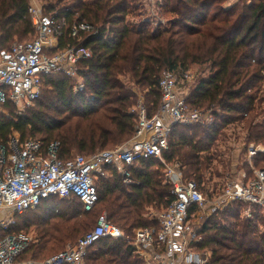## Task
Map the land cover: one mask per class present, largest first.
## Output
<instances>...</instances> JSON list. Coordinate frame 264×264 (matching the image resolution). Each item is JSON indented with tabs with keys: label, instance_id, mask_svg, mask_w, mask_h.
Masks as SVG:
<instances>
[{
	"label": "trees",
	"instance_id": "16d2710c",
	"mask_svg": "<svg viewBox=\"0 0 264 264\" xmlns=\"http://www.w3.org/2000/svg\"><path fill=\"white\" fill-rule=\"evenodd\" d=\"M47 1L49 12L58 17L67 16L70 23H88L99 29L96 36L80 43L93 51V58L79 63L86 88L75 93V81L54 74L46 78L41 98L22 115L10 102L1 106L9 112H0V146H7L16 134L22 143L41 141L44 148L58 142L59 159L68 161L123 145L135 133L137 115L131 112L137 96L135 86L145 90V104L152 116L161 103L158 85L162 73L192 71L197 66L203 71L188 85L186 103L190 109L215 107L216 122L206 128L176 127L166 162L179 163L186 178L202 185L207 172L223 177L220 169L229 165L222 159L229 125H243L247 146L264 147V0H241L230 7H226L228 0H160L156 6L149 5L153 14L166 18L157 26L145 17L128 21L136 12L134 0ZM29 8V0H0L2 48H9L16 38L35 36ZM66 42H61V49ZM125 79L133 87H128ZM253 163L263 169L264 152ZM163 168L157 160L135 164L130 168L135 181L131 185L124 183L121 174L110 175L107 169V177L97 180L99 203L90 213L76 198H53L24 214L27 216L21 215L10 233L35 228L38 239L20 260L43 262L62 253L94 228L100 206L125 201L133 211L112 222L128 240L114 242V249L90 257L88 264H144L134 253V232L158 227V218L148 209L166 210L174 201ZM244 208L231 205L202 224L201 250L212 253L209 264H264V215L259 212L254 220L246 219ZM40 209L42 213H34ZM79 235L83 236L77 240Z\"/></svg>",
	"mask_w": 264,
	"mask_h": 264
},
{
	"label": "built area",
	"instance_id": "2783aa9c",
	"mask_svg": "<svg viewBox=\"0 0 264 264\" xmlns=\"http://www.w3.org/2000/svg\"><path fill=\"white\" fill-rule=\"evenodd\" d=\"M149 1L156 6L160 0ZM48 6L46 1L30 5L29 14L35 27L33 39L15 42L9 48L0 45V107L10 102L17 107L18 115L37 103L50 75L62 74L75 81V93L86 88L79 63L93 58V51L80 43L96 36L99 29L88 23H70L67 16L49 12ZM63 40L69 42L61 49ZM195 79L192 71L163 72L158 85L161 93L158 112L151 116L145 102L140 100L131 111L137 115L133 138L89 157L77 155L62 161L58 157L60 143L44 148L41 141L22 143L17 134L7 146H0V264H87L101 243L128 240L108 213L102 212L94 228L62 253L43 262L21 261L32 239L24 232L12 234L10 229L16 225L17 215L35 210L53 198L61 201L76 198L86 213L94 211L99 203L97 180L107 177V169L111 170L110 175L121 174L124 183L131 185L135 181L130 168L145 160H157L164 166L163 176L172 187L174 201L160 214L158 227L134 232V253L144 264H209L212 253L201 250L202 224L194 221L200 213L206 212L209 218L231 205H242L245 206L242 216L246 219L254 220L259 212L264 215V168L257 169L253 163L264 148L246 145L242 166L239 168L237 163L232 167L238 175L224 173L217 187L215 179L220 178L210 171L200 185L184 176L179 163L166 162L176 127L206 128L216 122L215 107L190 109L186 103L190 94L188 85ZM236 130L238 124L225 129L229 140L236 138L233 136ZM227 150L222 153L223 160L231 152L239 159L237 143ZM193 208L196 210L191 213Z\"/></svg>",
	"mask_w": 264,
	"mask_h": 264
},
{
	"label": "rangeland",
	"instance_id": "374dc122",
	"mask_svg": "<svg viewBox=\"0 0 264 264\" xmlns=\"http://www.w3.org/2000/svg\"><path fill=\"white\" fill-rule=\"evenodd\" d=\"M29 1H30V5H32V4H40L41 2H44V1H46L48 3L47 0H29ZM238 1L240 3L241 0H228L226 7H230L231 5H233L234 3L238 2ZM133 5H134V7H136V5H137L138 9L137 8L134 9L136 11L135 15H131L130 17L128 16V21L132 20V21L137 22L140 19L145 17L146 19L150 18L151 20H154V25L157 26L158 21H160V19H161V16L159 15L158 17H156L157 18V19L155 18L156 20L153 19V17H154L153 13H152V11L149 10L150 9V7H149L150 1L149 0H134ZM144 5H146V7L147 6L148 7L145 8ZM140 8H142V9L140 10ZM165 19L166 18L162 19L161 21L164 22ZM33 38H34V35L32 34V35H29L28 37H26L24 39L16 38V40L14 42H16V41H29V40H31ZM192 71H193V73H195V75L200 76V74L202 73L203 69L195 66V67L192 68ZM124 82H126L128 87H133V84L128 79H125ZM74 85H75V82H74ZM134 89H135V92H136L137 96L135 98L133 106L131 107L132 109L137 105V103L140 100H143L144 102L146 101V97H145L146 92H145V90H142L141 88H138L137 86H135ZM14 109H15L16 112L18 111L16 106L14 107ZM0 112L5 113V115H8L9 111L5 110L3 108H0ZM240 126H239V130H236V131L233 132V136H236V138H233L231 140L228 139V141L227 140L223 141V144H222L225 147V149H223L222 153H225V150L227 152L228 151L227 149L231 148L232 144L237 143V145H239V159H236V156L233 157L232 152L229 155H225L226 162H229V165H228V167H225L224 170H223V168H221V170H222L221 172L222 173H225V174L232 173L233 175H235V173H236L238 175V171H235L236 169L235 168L233 169L232 167L234 165H236L237 163H239V168H240L242 166L243 161L245 160L244 159L245 154H246L245 146L247 145V143L245 142V140H246V132H245V130L243 128V125H240ZM256 147H262V146H256ZM262 148H264V147H262ZM228 157H230V158H228ZM220 165H222V164H220ZM229 166H230V168H229ZM226 168H229V169L227 170ZM217 178H220V179H215V181H216L215 183H217V184H215L216 187L218 185L220 186V183H221L223 177H217ZM100 210H101L100 214L102 212H107L108 215L111 217L112 221L115 218L126 216V215L130 214L133 211L131 206H129V204L126 203L125 201L117 202L115 204H112L111 206H108L107 208H101V206H100ZM163 210L164 209L162 207L160 209H156V208H154V209L153 208H149L148 209L149 214L152 217H156V218H159L160 214L163 213ZM42 212H43V209H40V210H38V211H36L34 213H42ZM25 216H27V215H24V217ZM22 218H23V216L17 217L16 222L17 221L18 222L21 221ZM206 219H208V218H207V213L205 212L203 214L202 213L198 214L196 216V219H194V221L198 222V223L200 222V224H203V223H205ZM90 228H92V225H91ZM261 229H262V231H264V227H261ZM23 232L32 239L31 246L34 245L37 242L38 233L36 232L35 228H30L28 231L27 230H23ZM82 236L79 235L77 237V240L80 237H82ZM69 245H71V244H69ZM115 245L116 244L114 242H112V241H106L104 243H101L100 245H98L96 247V249H95V251H94L92 256L99 255L102 251H109L111 249H114ZM30 256H31V254H30ZM38 261H41V260H38ZM87 264H88V262H87Z\"/></svg>",
	"mask_w": 264,
	"mask_h": 264
},
{
	"label": "crops",
	"instance_id": "0c3cea01",
	"mask_svg": "<svg viewBox=\"0 0 264 264\" xmlns=\"http://www.w3.org/2000/svg\"><path fill=\"white\" fill-rule=\"evenodd\" d=\"M238 154H239V153H237V154H236V155H237V157H238Z\"/></svg>",
	"mask_w": 264,
	"mask_h": 264
}]
</instances>
